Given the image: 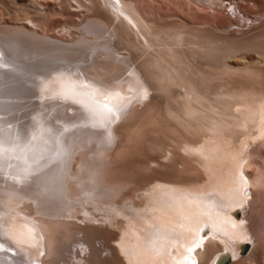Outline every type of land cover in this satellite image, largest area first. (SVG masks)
Wrapping results in <instances>:
<instances>
[{
    "label": "bare ground",
    "instance_id": "6f19581e",
    "mask_svg": "<svg viewBox=\"0 0 264 264\" xmlns=\"http://www.w3.org/2000/svg\"><path fill=\"white\" fill-rule=\"evenodd\" d=\"M59 1L83 11L67 38L46 31L49 13L6 21L24 0L0 2V264H57L60 237L86 226L106 241L103 264L232 262L255 247L264 0H187L240 20L215 27L148 18L134 0ZM247 5L256 17H240ZM73 211L84 226L64 220ZM97 211L117 229L93 224Z\"/></svg>",
    "mask_w": 264,
    "mask_h": 264
},
{
    "label": "rangeland",
    "instance_id": "374dc122",
    "mask_svg": "<svg viewBox=\"0 0 264 264\" xmlns=\"http://www.w3.org/2000/svg\"><path fill=\"white\" fill-rule=\"evenodd\" d=\"M16 1L17 0H2V1L0 0V2H3L2 4H4L5 6L15 5L17 3ZM34 2L33 1L31 2V0H24V4L18 5V8L16 7L17 11L14 9L16 13L15 15L13 13L14 10L13 12L8 11V14L5 13L3 15L4 16L3 19L9 22H12L14 20L22 21V22L34 20L36 22H40V21H43L45 15L49 13L50 14L48 15L49 19L46 22L47 23L46 31H50L49 34L51 35L55 34L58 36L60 35L59 37L62 36L64 38L70 37L73 34H75L74 29L76 28H74L71 24L77 25L80 22V20L82 19L81 15H83V11L79 12V9L75 5L71 6L70 3L59 1V0H37V2L39 3L37 2L34 3ZM70 2L71 4L72 3L74 4L73 1H70ZM134 2L137 8L143 14L145 13L144 15H147L148 18H153V19H159L161 18V16H164V15L172 16L174 14L173 16L177 15L179 16L178 18H180V16L183 18H187L186 20H189L190 22H193V23L195 22V24L197 23V25L201 24V26H207L211 24L212 27L213 26L215 27V24L219 23L220 21L227 23V22H236L238 20V18H235L233 14L231 13L233 9L231 8V6L229 7L227 6L228 8L226 7V10L228 11V13L229 14L231 13L230 19H227L225 17L223 18L222 14L220 15L219 14L220 12L218 10L212 9L213 11H216V12L218 11L219 13L217 14L216 12H213L211 8L209 7H206V9H204L205 7L200 6V4L199 5L194 4V3L191 4L192 2L189 3V1L187 0H134ZM225 3L228 4V1H226ZM197 6H200V7L197 8ZM247 6L246 8H244L245 7L244 6L243 7L244 9L242 8L241 13H239V11L237 10L240 17L242 18L243 14L247 16L250 15L249 17H256L258 14L257 12H259L260 8L257 6L255 7L253 5L251 6L247 5ZM251 7H254V8L252 9ZM252 13H254L255 15ZM182 21L184 22L183 19ZM239 21L240 20H238V22ZM70 25L72 26V28ZM188 25H192V24L189 23ZM232 25L233 26L229 25L228 29L238 27L235 23H233ZM243 27H245V25ZM240 28H242V26ZM257 66L264 69V64L262 62H258ZM139 101L140 100H138V102L136 100L133 101L132 106H137L139 108V104H138L140 103ZM257 144L258 143L253 142L249 145L247 149L248 161L251 163V166H249L247 170L250 169L248 170V172H251V174L255 176L256 175L263 176L264 175V146L262 145L259 147V144L258 145ZM250 155L251 157H249ZM254 168H258V169L254 170ZM258 170L260 171V173ZM256 171H258L257 172L258 174H256ZM262 178H264V176ZM261 184L262 185H260V187L258 186L257 191L254 190L255 192L253 191L252 193L249 194L250 196L248 195L249 201H247V204H245V212H246L245 214L248 219L247 225L248 227H250L249 228L250 232L252 231L251 232L252 235L250 234V238L252 237L251 240L254 242L255 245L253 244V246L255 247H252L251 248L252 250H251L249 249V246H248L245 253L240 254L236 259H234L235 261L234 260L232 262L229 261L227 264H264V201H262L264 200V179L261 180ZM257 202L259 204L261 203L260 204L261 206ZM72 213L73 215H75L74 217H67V218L65 217L64 220L68 222H74V223L84 226V222L80 218H78L82 216V212L73 211ZM96 214L97 215L93 220V224L100 225L101 227H104V228L107 227L108 229L114 230V231L117 229L115 225L111 224L108 221V218L102 215L103 214L102 212L97 211ZM58 217L62 219V216H58ZM78 229L80 233L74 235L71 238H66L64 236L60 237L62 241L61 244L63 243L61 245V247L63 248V251L61 254L60 261L57 262V264H103L104 262L103 258L106 256V251H105L106 241L101 236H94L92 233H87V231L91 230L89 226H86L84 228L79 227ZM81 236H84V242H86L89 246H91L93 250L95 251V252L94 251L91 252V255H89L88 257V260L84 258L80 259V257L85 256L83 249L86 248L81 243V240L79 239ZM110 241L111 240L108 241V244L113 245L114 241H111V242ZM64 249L66 251H64Z\"/></svg>",
    "mask_w": 264,
    "mask_h": 264
},
{
    "label": "water",
    "instance_id": "95a60500",
    "mask_svg": "<svg viewBox=\"0 0 264 264\" xmlns=\"http://www.w3.org/2000/svg\"><path fill=\"white\" fill-rule=\"evenodd\" d=\"M233 214L235 216H237V211L235 210L233 212ZM248 248V242L247 241H244L242 242L240 245H239V248H238V253L239 254H242V253H245L246 250ZM231 257L230 255L227 253V252H222L221 254H219L214 262V264H226L230 261Z\"/></svg>",
    "mask_w": 264,
    "mask_h": 264
},
{
    "label": "snow or ice",
    "instance_id": "6c2138e0",
    "mask_svg": "<svg viewBox=\"0 0 264 264\" xmlns=\"http://www.w3.org/2000/svg\"><path fill=\"white\" fill-rule=\"evenodd\" d=\"M108 143H111V134L109 133V138H108ZM202 245L201 244H196L195 248H188L187 251L189 253L195 252L196 248H200ZM4 246L0 245V250H3ZM187 259V257H186Z\"/></svg>",
    "mask_w": 264,
    "mask_h": 264
}]
</instances>
